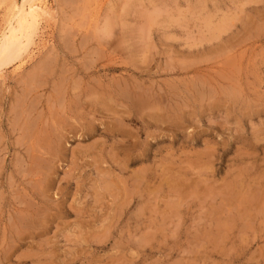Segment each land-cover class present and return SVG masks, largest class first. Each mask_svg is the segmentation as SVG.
Here are the masks:
<instances>
[{
    "label": "rangeland",
    "instance_id": "1",
    "mask_svg": "<svg viewBox=\"0 0 264 264\" xmlns=\"http://www.w3.org/2000/svg\"><path fill=\"white\" fill-rule=\"evenodd\" d=\"M37 1L0 67V264H264V0Z\"/></svg>",
    "mask_w": 264,
    "mask_h": 264
},
{
    "label": "bare ground",
    "instance_id": "2",
    "mask_svg": "<svg viewBox=\"0 0 264 264\" xmlns=\"http://www.w3.org/2000/svg\"><path fill=\"white\" fill-rule=\"evenodd\" d=\"M10 1H12V0H10ZM11 3H10V6H11ZM40 6L41 5L39 4V2L37 0H19V1L13 2L11 9L10 8H9L10 10L8 9V11L11 12L10 19L6 24L4 31H2L0 33V67H1V64L5 63L7 60H11V58L17 56L19 51L24 49V47L27 45V43L31 40L32 33H33V30H34L35 25H36L38 12L41 11V9H42V8L40 9ZM42 11H44V9ZM42 11H41V13H43ZM31 75L32 74L30 72V77H32ZM29 86H31V85H29ZM23 93H24V91H23ZM119 96H120V94H119ZM138 98H140V97H138ZM142 103H143V101H142ZM12 106H13V104H12ZM16 120H18V119H16Z\"/></svg>",
    "mask_w": 264,
    "mask_h": 264
}]
</instances>
